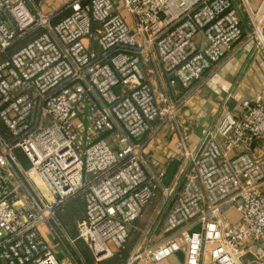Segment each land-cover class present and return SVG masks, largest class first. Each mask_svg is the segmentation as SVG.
<instances>
[{"label":"built area","instance_id":"obj_1","mask_svg":"<svg viewBox=\"0 0 264 264\" xmlns=\"http://www.w3.org/2000/svg\"><path fill=\"white\" fill-rule=\"evenodd\" d=\"M32 3L0 0V264H63L42 227L68 261L87 264L80 240L103 264L126 248L155 196L146 135L181 108L162 114L143 59L155 54L170 85L189 89L233 52L244 15L234 0H71L54 22L57 12H32ZM249 16L246 38L264 52L262 12ZM242 108L241 118L222 111L193 151L178 144L179 181L163 188L122 264L179 253L183 264H264V89ZM78 198L72 238L58 213Z\"/></svg>","mask_w":264,"mask_h":264},{"label":"crops","instance_id":"obj_2","mask_svg":"<svg viewBox=\"0 0 264 264\" xmlns=\"http://www.w3.org/2000/svg\"><path fill=\"white\" fill-rule=\"evenodd\" d=\"M70 1L33 0L29 8L32 12H57L55 22L70 13V9L67 8ZM234 1L240 6L244 15L243 38L235 45L230 55L189 89L170 85L155 54L143 59L142 69L158 99L162 114L164 115L170 104L181 102V108L175 116L165 120L162 119L163 116L156 119L146 135L145 169L157 186L151 205L147 211L145 210V216L143 215L147 222L162 203L163 188L179 181L180 168L184 164V149L178 147V144L183 142L186 150L193 151L206 131L215 124L222 111H229L236 118H241L242 100L255 96L263 85L264 55L255 47L254 41L247 40L246 35L250 31L249 9L253 13L261 11V20L264 22V9H262L264 0ZM197 40H201L200 35L197 36ZM112 138V135L108 137L110 142ZM226 214L230 221L238 222L239 215L233 208ZM42 231L62 263L74 264V261L65 258V248L56 237L46 233L45 227H42ZM69 235L72 238L76 237L71 233ZM79 247L82 248L81 243ZM84 252L86 260L91 264L93 259L90 249ZM183 261L184 255L179 253L162 264H183Z\"/></svg>","mask_w":264,"mask_h":264},{"label":"rangeland","instance_id":"obj_3","mask_svg":"<svg viewBox=\"0 0 264 264\" xmlns=\"http://www.w3.org/2000/svg\"><path fill=\"white\" fill-rule=\"evenodd\" d=\"M33 37H34V34L26 35L23 39L17 41L10 49H8L7 54H11L12 52L16 51L21 46L28 43ZM262 53L264 55V52H262ZM3 58H4V55L1 54L0 55V61ZM263 89H264V82H263V85L261 86L260 92L257 93L255 96H252L249 98L250 99L256 98L258 96V94H260L262 92ZM249 98L243 99L242 102L245 100H250ZM0 132L3 135L7 136L8 131H7L6 127L4 125H2L1 123H0ZM14 153H15V156L17 157L18 161L21 163V165L24 168H28L30 166L29 161L25 158L24 154L22 153V151L20 149H16L14 151ZM150 205H151V203L147 205V207L145 208L146 211L149 209ZM155 211L153 212V214L155 213ZM83 214H84L83 202L81 201V198H78V199H75L72 203L67 205L62 211H60L58 213V219L61 221V223L64 225L65 229L69 233L77 235L76 224L78 221H80L83 218ZM152 216H151L150 220L152 219ZM150 220L147 222L145 217H142L136 223L135 229L131 232L130 237H129L128 242H127V245H126V248L120 254L118 253L115 256H113L112 258L105 260L104 263L105 264H122L126 260V258L129 256L130 252L132 251V249L134 248L136 243L142 237V230L148 226ZM153 237L155 240L159 239L158 233L156 232ZM80 243L82 244V248L79 247ZM75 244H76V248L78 250H80V252L82 253L83 257L86 260L87 258H86V254H85L84 250H86V249L88 250L89 248H87V246L84 245L80 240L78 242H76ZM92 259H93V256H92ZM85 262H87V264H90L88 262V260H86ZM94 262L95 261L93 259L91 261V264H95Z\"/></svg>","mask_w":264,"mask_h":264},{"label":"trees","instance_id":"obj_4","mask_svg":"<svg viewBox=\"0 0 264 264\" xmlns=\"http://www.w3.org/2000/svg\"><path fill=\"white\" fill-rule=\"evenodd\" d=\"M144 216H145V214H144Z\"/></svg>","mask_w":264,"mask_h":264}]
</instances>
